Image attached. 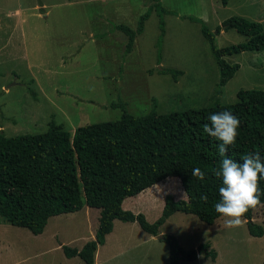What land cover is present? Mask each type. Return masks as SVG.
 I'll return each mask as SVG.
<instances>
[{"label":"rangeland","instance_id":"374dc122","mask_svg":"<svg viewBox=\"0 0 264 264\" xmlns=\"http://www.w3.org/2000/svg\"><path fill=\"white\" fill-rule=\"evenodd\" d=\"M159 1L168 13L160 16L152 8L127 53V38L116 27L135 29L151 0H0V135L41 134L50 123L72 134L78 127L116 121L124 111L168 114L216 100L231 104L239 90L264 91V51L243 52L222 57L239 69L217 95L219 68L210 46L200 25L183 19H199L213 34L219 27L215 46L221 49L246 40L233 29L224 31L227 19L238 16L264 26V0H229L225 7L220 0ZM183 194L179 180L168 178L126 205L140 207L153 223L166 196L186 199ZM98 217L99 210L83 205L79 212L50 218L38 236L0 217V264H83L78 257L67 259L61 246L81 249L93 239ZM221 219L208 226L176 213L159 236H174L186 251L208 243L217 255L215 261L199 255L179 264H263L264 234L250 236L245 220L226 228ZM252 222L264 231V207L254 211ZM168 256L167 244L136 223L115 221L95 264H168Z\"/></svg>","mask_w":264,"mask_h":264},{"label":"trees","instance_id":"16d2710c","mask_svg":"<svg viewBox=\"0 0 264 264\" xmlns=\"http://www.w3.org/2000/svg\"><path fill=\"white\" fill-rule=\"evenodd\" d=\"M151 1L153 6L139 17L135 29L116 27L127 38V53L142 34L152 8L160 16L168 13L159 0ZM220 2L225 7L229 0ZM183 19L198 23L210 46L219 68L217 95L239 69L238 64H228L223 56L264 51V26L259 22L238 16L227 19L222 23L224 31L233 29L246 40L218 49L215 34L221 31L219 27L213 34L201 20ZM163 26L160 20L162 36ZM236 96L231 104L216 100L213 106L168 114L153 110L132 116L124 111L116 121L78 127L72 134L50 123L41 134L0 135V217L11 226L38 236L52 217L79 212L83 205L99 210L92 240L81 249L61 246L67 259L78 257L83 264H95L97 250L113 232L115 221L136 223L152 237L159 236L160 227L176 213L193 215L208 226L214 225L221 217L214 205L220 200L222 180L213 169L219 168L222 157L218 152L220 142L203 132V125L210 124L208 117L229 111L239 118L237 142L227 152L230 158L239 160L245 154L259 153L264 160V91L239 90ZM197 167L205 173L203 181L192 176ZM168 178H177L187 196L180 200L166 196L161 215L153 223L141 213L123 209L126 199ZM259 188L264 193V179L259 181ZM201 195H207L206 202L200 199ZM260 200L264 204V194ZM257 208L250 210L244 220L249 235L260 238L263 228L252 222ZM159 240L168 246V264L193 262L199 255L215 261L217 256L208 243L186 251L174 236L161 235Z\"/></svg>","mask_w":264,"mask_h":264},{"label":"clouds","instance_id":"9594fccd","mask_svg":"<svg viewBox=\"0 0 264 264\" xmlns=\"http://www.w3.org/2000/svg\"><path fill=\"white\" fill-rule=\"evenodd\" d=\"M210 124L203 125V132L220 142L219 155L222 157L218 169H213L214 175L222 180L219 187L220 200L214 207L224 218L226 228L240 227L250 210L264 207L260 200L259 181L264 179V160L259 153L245 154L239 160L227 155L228 149L234 146L239 136V118L229 111L213 113L208 117ZM192 176L203 181L205 173L199 168L192 170ZM184 198L187 192L183 194ZM200 199L207 201V195Z\"/></svg>","mask_w":264,"mask_h":264},{"label":"crops","instance_id":"0c3cea01","mask_svg":"<svg viewBox=\"0 0 264 264\" xmlns=\"http://www.w3.org/2000/svg\"><path fill=\"white\" fill-rule=\"evenodd\" d=\"M161 183H164V182H161ZM161 183H158V184H156L155 186H153V187H151V188H149V189L143 191L142 193H140V194L137 195L136 197H141L142 195H144L145 192H148V191H150V190H152V189H155V188L158 187V185H160ZM126 200H127V199H126ZM126 200L123 202L122 207H124V208L127 207V208L130 209L134 214H138V213H141V212H142V209H141L140 207H134V208H133V207H129V206H127V205H126V202H127ZM163 205H164V204H163ZM124 208H123V209H124ZM124 210H125V209H124ZM221 218H222V216H221L219 219H217L215 223H218L219 220L221 221V220H222ZM252 221H254V213H253V216H252ZM215 223H214V224H215ZM223 225H224V222H223ZM159 233H160V232H159ZM155 239H156V238H155Z\"/></svg>","mask_w":264,"mask_h":264},{"label":"water","instance_id":"95a60500","mask_svg":"<svg viewBox=\"0 0 264 264\" xmlns=\"http://www.w3.org/2000/svg\"><path fill=\"white\" fill-rule=\"evenodd\" d=\"M155 238H156V239H159V238H160V236H156Z\"/></svg>","mask_w":264,"mask_h":264}]
</instances>
